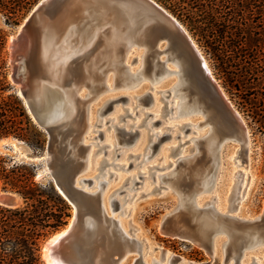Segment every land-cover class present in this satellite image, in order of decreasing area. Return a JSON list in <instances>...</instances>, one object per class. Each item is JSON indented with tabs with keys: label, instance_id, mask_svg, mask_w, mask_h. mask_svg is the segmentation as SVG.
<instances>
[{
	"label": "water",
	"instance_id": "obj_1",
	"mask_svg": "<svg viewBox=\"0 0 264 264\" xmlns=\"http://www.w3.org/2000/svg\"><path fill=\"white\" fill-rule=\"evenodd\" d=\"M57 23L58 30L53 32L51 29ZM17 32L18 44L15 47V63H12L10 77L21 83L17 94L31 120L47 133L46 149L51 153L47 163L51 168L52 181L57 192L72 206L69 220L43 239L40 246L41 261L44 264H145L141 251L142 240L132 233H125L119 219L113 215L119 207L118 199L110 198L108 209L102 202L100 190L89 191L85 187L92 182V178L80 175L76 182V176L83 170L85 160L83 156L77 157L74 152L76 147L84 150L87 145L78 141L83 133L73 131V117L59 122H45L39 118L42 104L36 97V91L40 86L46 85L53 75L48 67L51 55L45 54L44 49H49V53L55 46L58 50L65 49L61 62L58 63V56L53 60H57V74H62V87L67 88L78 84L73 80L77 68L84 65L126 66V51L130 45H143L147 49L143 57L148 68L147 74H151L153 69L154 73L162 69L165 57L181 60L183 73L188 78L189 92L208 110L211 95L209 97L203 92L208 87L198 82V76L186 53H192L200 62L203 70L201 81L217 85L216 78H212L204 68V55L182 22L157 0H38L24 16ZM134 59L135 57L132 58ZM86 87L92 91L89 84ZM145 96L150 98L149 93ZM119 98L124 100L127 97ZM74 99L79 108L77 118L81 119V109L84 107L82 97L74 93ZM162 99L165 112H170L171 108ZM111 102L112 100L108 101L101 112ZM124 115H130V112L126 110ZM156 122L157 119L151 123ZM182 128L184 131L188 129L185 125ZM117 130L120 136L118 141L125 142L134 139L139 132L137 128L128 131L118 127ZM169 135L164 132L158 136L152 149ZM104 146L106 145H99V148ZM118 154L119 152L116 153ZM107 163L109 162L103 159L100 167ZM131 164L129 162L128 166ZM153 172L150 174L153 175ZM138 174L142 177L140 172ZM137 182L133 178L128 188ZM191 189L190 186H183L186 193ZM22 203L23 199L17 192L0 190V205L17 207ZM189 207L191 211L187 214V223L183 224L185 230L195 228L203 231L204 226L199 216L212 210L209 206ZM216 216L220 218L221 213ZM169 218L171 224L167 223ZM172 218L171 214L160 217L159 231L163 235L189 239L181 236L188 234L182 229L176 228L179 233H174ZM242 223L241 226L244 227L257 225L264 232V207L258 217L253 220L244 219ZM210 237V232H207V242ZM234 264H238L237 261Z\"/></svg>",
	"mask_w": 264,
	"mask_h": 264
},
{
	"label": "rangeland",
	"instance_id": "obj_2",
	"mask_svg": "<svg viewBox=\"0 0 264 264\" xmlns=\"http://www.w3.org/2000/svg\"><path fill=\"white\" fill-rule=\"evenodd\" d=\"M37 1L38 0H36L35 3ZM32 6L30 7V9L32 8ZM29 10L15 24L8 23L5 20L6 14L4 12H0V29H2L5 34L4 48L2 50V59L4 62L2 71L5 76L6 86L2 94H13L20 101L21 99L19 98L16 91L17 86L10 79L12 63L10 62L11 52L8 48V38L11 34L16 33L18 25L22 22L24 16L29 12ZM179 20L186 27L191 37L198 45L199 49L207 60V63L212 71L213 76L218 81L228 100L233 104L234 108L242 115L249 128L251 139L250 146L247 152L249 158V165L247 168H244L246 170V179L242 170H240L242 174H240L239 177H236V175L233 173L234 169L242 168L243 165L238 164L235 160L229 159L228 157L231 152L230 150H232L233 146L238 147L240 146V144L238 143V141H235L233 139H226L222 143H220V147L219 149H217V155L219 157L215 167H218L213 177L211 178V186L208 189H203L202 184L196 183L195 185H193L192 193L193 191L195 193L196 189L198 190L195 193V198H197L199 202L209 200L210 196L215 197V204L221 209H224L228 202L233 203V198L235 195L244 193L242 199L238 202V204L234 206L232 213L237 212L235 214L244 217H253L252 215L256 216L262 212V209L264 207V123H262V120L264 118L260 120V116L257 114L258 112H261L262 115H264V78H258L257 76L253 75L250 70H247L245 72L246 69L236 65V63L233 65H229V63L222 62L220 58H218V56L214 55L210 48L204 45L203 40L198 36V34H196L193 30H190V27L186 22L182 21L181 19ZM139 50L140 57L136 56V53L133 54L129 52L127 54L125 62L128 65V70L124 72V79H121L120 75L118 76L115 70L110 68L104 73L102 79V87L100 88V90L95 92L90 91V94L94 92L95 96L91 99L88 104L89 111L87 114L83 136H81V143L87 145L83 154L85 166L81 177L92 178L93 182H91L87 186V188L89 189L92 188L93 183H95L96 185L93 190L100 189L102 192L103 190L106 191L108 187L111 186V189L107 193L108 207L110 200L109 195H111L114 190L111 197H115L116 199H118L119 203V207L115 209L114 214L116 216H124L122 211L127 212V215L123 218H125L124 220L126 223H128V226H131L133 230H135L138 234H141L151 243V245H153L154 249L151 250L150 255L147 254L148 258L151 259L152 254H157L161 260V264H179L178 258L180 257V255H183L190 260L196 261L199 264H219V255L223 253L220 246L218 248L219 252H217V254L213 257L214 259H211L210 255L206 252V250H208L207 248H204L202 246L199 248L198 245H195L189 239L163 235L159 231L160 217L165 212L172 210L178 202L177 193L171 185L174 181V178L177 177V175L180 174L182 171L181 165H177V167L174 169L172 168L175 164L178 163L176 161V158L178 156L185 157L187 155H190L196 149H198L197 142H203V136L208 133V131L211 129L213 121H211L210 118V123L207 119L209 118L208 115L202 111L194 110L188 112L182 109V111L178 113L179 115L172 117L171 114H174L172 113L174 109H171L170 112H165L164 107H158V105H164V101L161 98H164L165 100L171 99L173 101V99L179 100L182 97H187L185 95L186 93H184L185 89L182 87H178L180 86V83L178 82L179 74L177 72H172L162 77L152 75L153 71H151V74H147L148 71L146 72V69L148 68L145 66V59L143 58V53H145L144 47L139 46ZM162 54H164V56L166 55L165 53ZM133 57H135L134 60H132ZM166 66H168V68L170 69L178 68L170 60L166 62ZM129 73H135V75L131 76ZM105 76L107 78L106 80L104 79ZM173 79L174 82L172 83V85L166 87ZM121 80H124L125 84L120 83ZM105 82L107 85H105ZM175 83H177L176 88L169 90L170 87H172ZM166 89H168L169 91H167ZM87 90V87L83 86L80 89L79 93L81 94V96H85L86 93H88L89 91ZM162 90H166V92L162 93ZM174 92L179 93L173 94ZM146 93H149L150 98H145ZM164 94L169 95L166 97H162V95ZM132 95H134L133 99ZM121 96H126L127 98L123 100L119 98ZM138 96L140 98H135ZM110 100H112V102L111 104H109V107L103 112H99V109H102L105 104ZM185 103L192 104V102L190 101H185ZM193 105L198 106L195 103H193ZM125 108H128L133 113H131L130 115H124L122 118H120V114L123 115L126 113ZM24 110L33 127H28L26 124H23L25 133V137L23 138L16 137L13 135L0 137V155L8 157V161L6 162L7 167L12 161L23 162L27 165L32 166L34 181L40 185H50L57 192L52 181L51 175L44 171L45 164L48 167V160L44 158V153L47 151V133L46 131H44V129L39 128L33 123L25 107ZM144 111L149 112L151 114L145 115ZM90 112L91 114H89ZM113 117H115L113 123H117L118 126H121L123 124L125 126V124H131L135 121L137 127H130L128 125V127L125 126V129L134 130V128H137V130L139 131L137 136L132 139L129 143H124V141H118L120 139V136L117 133V128L113 126L108 127L111 122H106L108 118L111 119ZM18 118L20 117L18 116ZM151 118L153 120L157 119L158 122L150 125V129H148L146 128V124ZM100 120H102V123L100 122ZM187 120L201 122L198 124L197 127H190L186 131H184L180 127L178 128V123H182ZM108 129L113 136V143L116 144V146L118 147V149L115 150V153L111 154L112 156L110 155V152L104 153L105 149L109 151V147H103L97 150L98 145L95 144V142L97 141L99 142L98 144H102L103 142H105L104 135ZM98 130H100L101 132L98 133ZM158 130L161 131L159 135H162V132H167L170 135L162 138L156 144V146L153 147V153H150L149 156L142 162L138 163V161L140 160V156H130L127 157V162L128 165L129 162H131L132 164L126 169L122 167L113 166V164H110V166L108 164H103L101 167L99 166L100 168L98 167L97 170L96 168L92 169L96 158L98 161L100 160V162L103 158L108 156L109 158L111 156L110 160L114 163H121V160L125 161L122 157V154H124L123 152H131L132 154L133 152H136L138 144L142 142V139L140 140L142 134L145 135L146 143H148V137L151 131ZM177 131L179 132V135H177ZM194 137H197L198 139H193ZM153 140L155 141L157 140V138L153 137ZM182 141H184V143L178 145L179 142ZM170 146H177V148L174 152L170 153ZM113 148L115 147L113 146ZM180 148H183L182 152L184 155L178 153ZM148 150H151V146H149L145 152L149 153ZM89 152L90 157H88ZM118 152H120V154L116 156V153ZM58 154L59 153L57 152L56 155L58 156ZM112 157H114V159ZM88 158L91 159L90 169H86V165L88 164ZM171 160L175 162L174 165L170 164L167 167V164H169V161ZM194 160V157L190 156L188 158H185L183 162H185V164L193 163ZM219 161L222 162L221 167L219 165ZM100 162L99 165L101 164ZM205 162L211 165V157L206 156ZM150 165H162L166 167L156 169V171L155 168L150 169ZM106 168L108 170L110 168V171H112L113 174L110 176L108 174V178H106L105 176L95 177L97 173L101 174L102 171H104ZM49 169L51 171V168ZM92 170H96L94 172L96 174L91 175L90 173L92 172ZM138 170H143L141 173L142 177H139ZM153 170L155 173H165L166 175H173L172 177L174 178L169 180L164 178L163 180H161L157 176L154 177L153 175H150L149 172ZM133 172L136 173V179L138 180V182L133 185V188L128 189L127 186L131 185L132 182L128 184L129 181L127 179H125L126 181L122 180L123 182H120L119 176L131 175V173ZM99 177H101L102 179H100ZM248 177H250V182H248V185L245 189H243L242 186H240L238 189H235V183L238 178H241L242 180L245 179L244 181H247ZM200 179L201 178H199V180ZM98 180H101L102 182L98 184ZM155 184L159 186L158 188L153 189L154 186H156ZM0 190H10L8 188H2V180H0ZM119 190L123 191L118 192ZM58 195L60 194L58 193ZM71 211L72 206L68 203V212L70 214ZM69 216L66 218L65 223L69 220ZM170 218L167 220V223L170 222ZM52 232H50L49 234H51ZM49 234H47L46 236H48ZM44 238L40 240L38 247V254L40 259V246ZM157 244L173 252L172 254H174V256H172V258L168 262L164 261V249L162 248L160 252H158L159 249L157 248ZM260 246L262 247V245L251 247L250 249H248V251H246V254H248L249 252L255 253L259 251L258 249L261 248ZM261 259L263 258L261 257ZM152 263L153 262H151V264Z\"/></svg>",
	"mask_w": 264,
	"mask_h": 264
},
{
	"label": "bare ground",
	"instance_id": "obj_3",
	"mask_svg": "<svg viewBox=\"0 0 264 264\" xmlns=\"http://www.w3.org/2000/svg\"><path fill=\"white\" fill-rule=\"evenodd\" d=\"M21 23L18 25L17 31L20 30ZM51 30L53 32L58 30V23ZM17 31L14 34H11L8 38V48L10 49V52H11L10 53V62L13 64L15 63V60H14L15 47L18 44V32ZM139 46L144 47L143 45H137L136 43L131 44L130 47L128 48V50L126 51V56L129 52H131L133 54L136 53L137 54L136 56L140 57V50L141 49L139 50ZM56 47L57 46H55V49L52 50L51 53H49V49H47V50L44 49L45 54L51 55L48 67H49V69H51V73L53 75L51 76L52 78L50 79V81H48L46 83V85L40 86L36 91L37 92L36 97L39 99L40 104H42V108L39 110V118L45 122H50L52 120H58V122H59L62 120H65V121L70 120L73 117L72 122H71L73 131H79V132L81 131V134H82L84 129H85V123H86L87 114L89 111L88 104L91 101V99L95 96L94 92L99 91L100 88L102 87V79H103L105 71L109 70L110 68L114 69L116 74L118 76L120 75L121 79H124V77H125L124 72H126L128 70V65L126 64V66H122V67L117 66V65L105 66V67L104 66L99 67V66H95V65L81 66V67L77 68L76 75L73 78V80H75L78 84L74 85L72 87L66 88V87H62V84H61L62 78H63L62 74L61 73L57 74V69L55 68L57 66V60L56 61L53 60L54 57L58 56V63L61 62V60L65 56V53H64L65 49H59L58 50V49H56ZM144 50H145V53H143V55H145L147 52L146 48H144ZM186 56H187L188 60L190 61L191 67H193V70L195 71V73L198 76V82H201V83H203V86L206 85V87H208V88L203 89V92L206 93L207 96L210 97V95H211V101L208 105V110L204 109L203 106L197 101L196 97L189 92L188 78L183 73V67H182L181 60L175 59V58H167V57H165V59L163 58L164 59L163 68L160 69L159 71H157L156 73L152 72V75L162 77V76L168 75L172 72L173 73L177 72L179 74L178 82L180 83V86H178V87L179 88L182 87L185 89L184 93H186L185 95L187 97H185V98L182 97L179 100H174L173 96H172L173 101L168 97L170 100H166V104L171 109H174V111L172 112L174 114H171L172 117L179 115L178 113L180 111H182V109H184L188 112L197 110V111H202V112L206 113L207 115L209 114L210 116L208 115L209 118H207V119L210 122V118H211V121H213L214 125L212 124L211 129L208 131V133L205 132L206 134L203 136V138H204L203 142H197V148L198 149L195 150L196 152L194 151L193 153H191L190 155H187L185 157L178 156L176 158V161L178 163L175 165H174L175 162H173L172 160L169 161L170 163L167 164V167H168V165L171 164V165H174L172 167L174 169L177 167V165H181L182 171L180 174L177 175V177L174 178V177H172L173 175H166L165 173L153 172V176L154 177L157 176L161 180H163L164 178L167 180L174 178V181L171 185H172L173 189L176 191L177 196H178V202L175 205V207L172 210L165 212L161 217H163L164 215H167V214H171L173 216L172 222L174 225V228H173L175 231L174 233H179V232H177L178 230L176 228L186 231L188 234H186V235L182 234L181 236L189 237V240L192 243H194L195 245H198L199 248L201 246L204 248H207L208 250H206V249L205 250L210 255L211 259L217 254V252H219L218 248L220 246L223 253H221L220 255L218 254L220 257L219 264H233L234 261H237L238 264H264V260H263L264 259V232L257 225L247 226V227L241 226L243 224L242 220H244V219L253 220V219H255L256 216L258 217V215H256V216L252 215L253 217H249V216L244 217V216H240L238 214H235L237 212L232 213L234 206L236 204H238V202L242 199V197L244 196V193L243 194L240 193L239 195H235L233 198V203L228 202L226 204L225 208L221 209L215 204L216 200H215V197H213V196H210L209 200H206L204 202H199V200L197 198H195V193L198 191L197 189L195 190V193H194V191L192 193V189L187 193L183 191V186H190L191 188H193V185H195L196 183L202 184L203 189H208L211 186V181H212L211 178L213 177V175L216 172V169L218 167V166L215 167L217 164V161H218V157H219L217 155V149H219L220 143H222L226 139H233L235 141H238V143L240 144V146H238V147L233 146L232 150H230L231 151L230 154L229 155L227 154V155H228L229 159L235 160L238 164L243 165L242 168L234 169L233 173L236 175V177H239L240 174H242V172L240 171V170H242L243 174L245 175V179H246V170L244 168H247L249 165L248 164L249 158H248L247 152H248L250 142H251L250 131H249L248 126L246 125L245 120L243 119L242 115L234 108L233 104L228 100L226 94L224 93L223 89L219 85L218 81L213 76L212 71H211L207 61L205 59L202 61L204 68H205L206 72L212 78H214L216 80L217 85H212V84L209 85V84L201 81V79H203L202 78L203 70H202V67L200 66V62L195 58V56L192 53H186ZM125 59H126V57H125ZM168 60L172 61V63L174 65H176V67H178V68L177 69L168 68V66H166V62ZM152 71H154V70H152ZM129 74L131 76L135 75V73H129ZM10 79L12 80V82H14L16 84V86H17L16 91L20 92L19 89H20L21 83L19 81H16V82L13 81V79L11 77H10ZM104 79L105 80L107 79L106 76ZM130 80H131V78H130ZM173 82H174V79L171 80V82L166 87L172 85ZM120 83L125 84V81L121 80ZM86 84H89L91 86V90L94 92L92 94H90L91 92L88 91V93H86L85 96H81L79 91L83 86H86ZM105 85H107L106 82H105ZM176 85H177V83L173 84V86L170 87V89L169 88L168 89L172 90V89L176 88ZM168 89H166V90L169 91ZM166 90H162V93L166 92ZM74 93H78L82 97V101H83L82 103H83L84 107H83V109H81V110H83L81 119L79 117L77 118V114L79 115V113H77V112H79V108H77V104H76L75 99H74ZM178 93L179 92H174L173 94H178ZM134 95H137V94H134ZM134 95H132V99H133ZM168 95L169 94H164V95H162V97H166ZM135 98H140V97L138 96ZM185 101H188V102L190 101V102H192V104H188V103L186 104ZM193 103L197 104L198 106H196V105L194 106ZM161 105H158V107L162 108L163 106H161ZM160 108H159V111H160ZM125 109L128 112H130V114L133 113L128 108H125ZM171 109H170V111H171ZM101 110L102 109L100 108L99 112ZM146 113L147 112L144 111L145 115H147ZM89 114H91V112ZM121 115L122 114H120L119 117ZM114 118L115 117H113L111 119L108 118L106 120V122L107 121L111 122L108 125V127H111V126H113L115 128L123 127L124 130H127V129H125V126L128 127V125L130 127H133V126L137 127V124L135 123V121L132 123L130 122L131 124H129V123L125 124V126H124V124L121 126H118L117 123H113V120H115ZM101 121L102 120H100V122ZM152 121H153V119L151 118L148 121V123L146 124V126H147L146 128L150 129V125H152V123H151ZM200 122L187 120L185 122L178 123L177 126H178V128L180 127L181 129H183L182 128L183 125H185V128L187 127L188 129L190 127L195 128L198 126V124ZM89 127H88V129H89ZM128 131H132V129H130ZM160 132L161 131H159V130L158 131H151V133L149 134V137H148V143H146L145 135L142 134V136L140 137V140L142 139V142H140L137 146V151H136L137 153L133 152V154H132L131 152L130 153L123 152L124 154H122V157L125 161H122L120 159L121 163H117V162L114 163L110 160V158L112 156L111 154H114L115 150L118 149V147L116 146V144L113 143V140H114L113 136L108 129L106 131L105 135L103 134L105 142H103L102 144L106 145L104 147H109V151H107V152H110L111 156H110V158L108 156V157H105L103 159H106V161L109 162V163H107L109 166H110V164H113V166L122 167L124 169H126L128 167L127 157H130V156L139 157L140 156V160L138 161V163L142 162L143 160H145L149 156L150 153H153V151H152V144L154 142L153 137L158 138V136H160L159 135ZM179 132H180V130H179ZM179 132L177 131V135H179ZM163 133L164 132H162V134ZM193 139H198V138L194 137ZM78 141L82 142L81 137L78 139ZM129 142L124 141V143H129ZM91 143H93V142H91ZM98 143H99L98 141L95 142V144L98 145L97 150L100 149L99 145H102V144H98ZM183 143H184V141L179 142L178 145L183 144ZM113 146L115 148H113ZM149 146H151V150L150 151L148 150L149 153H146L145 151H146V149H148ZM177 146H170V153L174 152L175 149L177 148ZM86 147L84 148V150L81 149L82 151L76 147L74 154L77 157L83 156ZM101 148H103V147H101ZM182 151H183V148H180L178 153L183 154ZM119 154H120V152H119ZM190 156H193L195 160L193 161V163H186L187 164L186 165L185 162H183V161L185 160V158H188ZM206 156L211 157V160H212L211 165H209L208 163L205 162ZM88 157H90V152H89ZM44 158L47 160L50 158V153L48 151H46L44 153ZM112 158L114 159V157H112ZM181 159H183V160H181ZM87 160H88V164L86 165L87 166L86 169H90L91 168L90 167V160L91 159L88 158ZM102 160H101V162H102ZM99 162H100V160L98 161L96 158V160L94 161V166L92 169L96 168V170H97V168L100 166ZM118 162H120V161H118ZM221 163L222 162L219 161L220 167H221ZM107 164H105V165H107ZM154 166H158L159 168H155ZM165 167L166 166H162V165H150L149 166L150 169L155 168V170L160 169V168H165ZM96 170H92V172L90 174L91 175L96 174V173H94ZM44 171H46V173H49L51 175V173H50L51 171H50L49 167H47L46 164L44 166ZM138 171L140 173H142L143 170L142 171L138 170ZM109 172L112 173V171H110V168H109V170L106 168L104 171H102L101 174L97 173L95 175V177H98V176L104 177L105 176L106 178H108L110 176ZM82 173H83V170L81 171L80 174H78V176H76V182L79 179V176L82 175ZM108 174H109V176H108ZM51 177H52V175H51ZM99 178L102 179L101 177H99ZM119 178H120V182H123L122 180L127 179L129 181L128 184H130L132 182V179L136 178V173L133 172V173H131V175L119 176ZM199 178H201V179L199 180ZM249 178L250 177L247 178V181H244L245 179L242 180L241 178H238V180H236V183H235V189H238L240 186H242L243 189H245L248 185V182H250ZM242 181H244V182H242ZM101 182H102L101 180H98V184ZM188 183H189V185H188ZM129 186H127V188ZM156 186L158 187L159 185H156ZM156 186H154L153 189H156ZM85 187L87 188V185H85ZM95 187H96V185H95V183H93L92 188L91 189L87 188V189L89 191L100 190V189L93 190ZM57 188L60 190V192L62 191V189L59 187V185ZM131 188H133V187H131ZM131 188H128V189H131ZM110 189H111V186L108 187V189L106 191L103 190V192H102L100 190V193L102 196V202L108 209H109V207L107 204V193ZM113 192H114V190H113ZM112 193H111V195H109L110 198H112L111 197ZM192 205L196 206V207L209 206L210 209L212 210V212L208 210L207 212H204L203 214H201L199 216L201 218L203 226H204L203 231L200 229L195 230V228L185 230V227L183 226V224L187 223V214H188V212L191 211L189 206L192 207ZM263 205H264V200H263ZM123 210H124V208H123ZM122 212H123L124 216L127 215V212H125V211H122ZM216 212L221 213L220 218H218L216 216L217 215ZM113 215L119 219L125 233H132L135 235V237L142 240L141 251H142V256H143V260H144L145 264H151V262H153L152 264H154V263L155 264H161V260L157 254L156 255L152 254L151 259L147 257V254L150 255L151 250L154 249L153 245H151V243L145 237H143L141 234H138L135 230H133L131 226H128V223H126L124 220L125 218H123L124 216H116L114 213H113ZM207 232H210V234H211V237L209 239L210 241H208V242L206 240L207 239L206 238ZM205 242H206V244H205ZM257 245H262V247L260 246L261 248L258 249L259 251L255 252V253L249 252L248 254H246V251H248V249H250L251 247L257 246ZM157 246H158L157 248L159 249L158 252H160V250L163 247L159 244H157ZM257 248H255V249H257ZM163 249H164V261L168 262L172 258V256H174V254H172L173 252H171L168 249H165V248H163ZM261 257L263 259H261ZM178 263L179 264H199L196 261L190 260L183 255H180V257L178 258Z\"/></svg>",
	"mask_w": 264,
	"mask_h": 264
},
{
	"label": "trees",
	"instance_id": "obj_4",
	"mask_svg": "<svg viewBox=\"0 0 264 264\" xmlns=\"http://www.w3.org/2000/svg\"><path fill=\"white\" fill-rule=\"evenodd\" d=\"M36 0H0V12L8 23H17ZM186 22L204 45L222 62L250 70L264 78V0H157ZM5 34L0 29V137H25L23 124L33 127L21 101L3 95L2 71ZM260 120L264 118L257 113ZM18 116L20 118H18ZM259 120V119H258ZM264 123V119L262 120ZM0 155L2 188L17 192L23 203L0 205V264H44L38 254L39 242L65 224L67 201L50 186L33 179V168Z\"/></svg>",
	"mask_w": 264,
	"mask_h": 264
}]
</instances>
